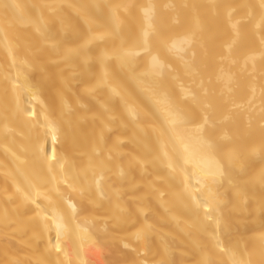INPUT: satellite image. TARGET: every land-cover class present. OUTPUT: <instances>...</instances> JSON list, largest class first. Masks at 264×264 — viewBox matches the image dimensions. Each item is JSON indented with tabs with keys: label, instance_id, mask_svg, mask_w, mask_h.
Returning <instances> with one entry per match:
<instances>
[{
	"label": "bare ground",
	"instance_id": "bare-ground-1",
	"mask_svg": "<svg viewBox=\"0 0 264 264\" xmlns=\"http://www.w3.org/2000/svg\"><path fill=\"white\" fill-rule=\"evenodd\" d=\"M0 264H264V0H0Z\"/></svg>",
	"mask_w": 264,
	"mask_h": 264
}]
</instances>
